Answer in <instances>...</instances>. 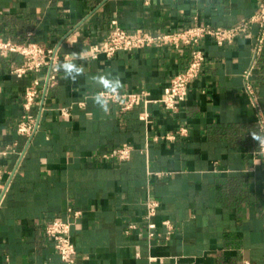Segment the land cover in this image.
<instances>
[{
	"label": "crops",
	"instance_id": "0c3cea01",
	"mask_svg": "<svg viewBox=\"0 0 264 264\" xmlns=\"http://www.w3.org/2000/svg\"><path fill=\"white\" fill-rule=\"evenodd\" d=\"M261 1L0 0V36L82 53L107 37L113 20L152 33L196 22L232 27ZM250 31L223 46L202 40L204 70L175 113L162 104L164 89L189 63L190 47L78 59L85 74L72 83L59 73L34 109L41 127L30 140L17 132L24 92L35 77L43 87L46 70L17 77L11 70L24 58L0 53V149L17 142L23 153L2 160L0 264H63L45 231L58 218L74 222L75 264H264V155L248 133L259 125L242 76L259 29ZM105 72L146 101L129 111L111 102L104 113L89 98L99 89L88 78ZM253 82L264 113V48ZM125 145L131 158L121 160ZM149 199L160 202L155 237Z\"/></svg>",
	"mask_w": 264,
	"mask_h": 264
},
{
	"label": "built area",
	"instance_id": "2783aa9c",
	"mask_svg": "<svg viewBox=\"0 0 264 264\" xmlns=\"http://www.w3.org/2000/svg\"><path fill=\"white\" fill-rule=\"evenodd\" d=\"M256 25L259 29L253 46V59L250 66L243 72V81L245 92L247 93L253 107L256 111L258 125L264 127V113L259 105L256 94L253 74L258 65L259 57L264 48V0L261 1L258 11L248 19L240 21L232 27L212 26L209 24L194 23L179 31H168L152 33L145 29L139 28L130 30L122 26L118 20L112 21L111 29L107 37L101 41L92 44L89 49L82 52V59L97 60L101 57L112 58L119 51L130 52L136 49L147 48L152 46H173L180 48L188 46L191 48L190 61L187 66L177 72L171 78L169 84L164 89L162 104L171 111L177 112L181 104L187 99L191 83L198 78L204 70L206 64V54L201 47V42L206 37H211L218 45L231 44L239 36H251L250 28ZM76 40H73L75 42ZM0 53L17 54L24 58L22 64L14 67L11 73L17 77H23L28 73L38 74L43 69L46 70L45 85L42 87L40 78L35 77L33 82L26 87L22 102L23 114L17 124L18 134L25 136L30 140L40 129V116L34 113V109L41 107L43 100L47 95L49 87L54 85L59 78L56 70L58 63L68 58L69 53L61 52L60 46H47L34 41H16L5 39L0 36ZM146 101L144 92H128L120 90L118 97L113 102L120 105L123 111H129L137 107L141 101ZM84 105V103H81ZM62 112L66 115L67 109ZM141 119L147 120V115H142ZM181 135H187L188 129L180 128ZM168 139H174L173 134L165 136ZM259 152L264 155V146L259 145ZM12 153L22 152L18 150V143H9L0 149V189L5 188L1 182L2 160ZM132 147L125 145L116 151V156L121 160L131 158ZM160 202L155 199L146 201L145 218L148 222L149 235L155 237L156 224L152 218L157 215ZM75 218L81 216V210L69 209ZM72 220L54 219L47 223L46 234L51 238L55 251L60 256L63 264H75L77 248L72 239ZM169 229L172 224L165 222ZM135 225H131L134 228Z\"/></svg>",
	"mask_w": 264,
	"mask_h": 264
},
{
	"label": "clouds",
	"instance_id": "9594fccd",
	"mask_svg": "<svg viewBox=\"0 0 264 264\" xmlns=\"http://www.w3.org/2000/svg\"><path fill=\"white\" fill-rule=\"evenodd\" d=\"M81 58V53L73 52L63 62L57 64L56 70L63 72V78L65 80L75 83L79 77L85 74L84 66L76 63ZM88 79L92 85L99 89L93 90L89 98L104 113H108L111 102H113L114 98L118 97L120 90L124 86L120 77L113 75L111 72H105L91 76ZM248 133L258 145L264 146V127L257 126Z\"/></svg>",
	"mask_w": 264,
	"mask_h": 264
}]
</instances>
